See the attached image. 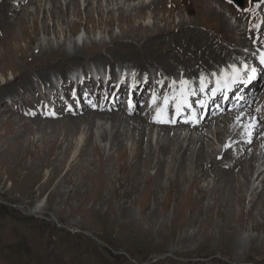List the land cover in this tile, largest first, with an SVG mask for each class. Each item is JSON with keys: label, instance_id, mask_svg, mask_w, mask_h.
Masks as SVG:
<instances>
[{"label": "rangeland", "instance_id": "374dc122", "mask_svg": "<svg viewBox=\"0 0 264 264\" xmlns=\"http://www.w3.org/2000/svg\"><path fill=\"white\" fill-rule=\"evenodd\" d=\"M263 1L243 0L242 6H238L235 1L226 0L229 4L225 5L230 6L228 9L222 0H12L13 3L9 5L10 11L14 12L9 18L13 23L11 30L8 31L0 24V56L5 53L4 59L0 60V264H264V126L260 128L256 120L264 115V96L261 94L264 84L261 83L259 75L257 89L255 87L253 90L254 100L249 104L253 113L245 114L244 122L242 119L237 120L242 134L239 133L229 143L234 152L242 153L247 169L239 165L234 169L238 180L233 181V187L229 188L230 193L223 192L222 187L218 188L223 181L219 182L214 173H203L201 165L209 164L210 160L222 154L224 148V142L216 138L219 125L213 124L214 118H211L207 125L202 126L206 156L201 159L199 166L193 164L195 153L200 147V142L196 143L195 139L189 150L191 155L186 164L187 168L182 172L187 178L183 184L180 183L181 195L178 201L175 200L176 189L167 194L168 189L163 182V187L156 191L155 186L147 191L142 182L131 193L133 198H140L135 203H123L122 198L106 200L112 194L108 176H113L112 185L115 187L116 178L120 175L118 168L132 164L137 133L128 132L127 136L124 135L123 143L118 145L117 150L111 147L109 140L101 138L104 127L109 136L111 135V121L105 123L106 119H101L93 128L91 144L90 141L88 145L84 143L86 132L82 125L79 133L70 135L65 144L51 147L49 141L63 139L61 131L53 128L35 130L31 120L25 119L27 114L34 109L54 107L57 112L68 108L70 113L78 115L85 106L75 110L70 101L61 102L58 95V102H50L48 108L46 98H43L49 89L48 83L40 82L34 72L31 74L30 89L13 90L16 88L13 81L17 74L15 70L23 65L31 67L38 64L39 66H34L36 68L44 65L45 58L37 60L43 54L41 48L60 46L62 51H70L74 42L78 41L80 44L82 41L88 43L93 40L97 45L102 41L109 43L112 36L121 37L124 31H128L131 35L126 36L125 42L130 41L135 45L141 41L136 42L133 39L144 36L143 38L150 40L151 52L154 49L155 53H163L166 57L168 54L174 55L180 60L176 70L160 71L164 91L161 93V90L158 96L161 102H165V96L168 97L165 111L170 110L175 107L179 92L175 82L166 80L184 76L183 73H177L183 66L187 71L193 72L194 66L190 63L196 62L195 55L200 52V47L216 46V54L235 47L227 42L232 37L224 36L220 18L213 12V8L224 10L231 23L238 25L234 28L242 34L239 37L243 40L250 19L261 16ZM121 6L124 11H121ZM54 7L58 9L59 16L56 18L53 16ZM122 15L125 17L121 18ZM257 25L264 26L262 18L258 19ZM157 32L161 34L160 37H153L152 34ZM246 38L241 45V58L233 62H237L236 67L242 68V60L248 62L246 57L249 56L245 48L250 47V39ZM95 51L99 50L96 48ZM99 52L108 58L114 73L117 67L131 66L128 60L113 58L108 49L101 48ZM92 54L94 53L87 55ZM138 56L141 55L136 57ZM146 65L142 70L136 67L132 70L138 73V83L139 80L150 79L151 85V79H157L159 68L155 61L147 62ZM85 66L87 71L89 66L98 67V63L81 61L72 67L65 66L61 70L51 71L50 76L60 82V79L65 80L67 73ZM102 71L109 83H112V73L103 67ZM242 71L241 69L232 82H236L238 78V84L240 81L244 82L246 78L242 77ZM208 76L192 74L185 77H203L205 80ZM148 81L144 86L139 83L134 88L132 102L127 105L132 114L149 107L147 103L154 97L153 88L148 87ZM5 82L11 84L6 86ZM88 84L80 88L79 93L85 101L93 103L94 108L103 107L106 111L120 113L125 107V95L121 91L120 97L115 95L111 99L108 93L105 94L106 84L103 83L98 88L93 87L97 84L95 82L91 87ZM169 85H173L174 89L168 90ZM69 89L71 83L68 85ZM237 89V86L234 91L227 88V98L230 96L246 100V94L244 98ZM138 98H142L140 102ZM218 98L222 96L218 95ZM41 99L43 103H39ZM216 101L217 98H208L206 109L217 107L219 99ZM30 104L36 105L33 108ZM81 104L85 102L80 101L78 106ZM236 113H239L238 110L233 115ZM154 115L157 117V113ZM260 120L264 122V118ZM8 122L13 125L7 126L5 123ZM25 123L28 130L23 128ZM101 125L102 128L99 127ZM194 127L198 126H185L179 131L185 130L183 134H186ZM221 131L224 133V128ZM152 134L149 132L147 139L150 141L154 160L146 169L143 179L146 176H155L156 169L153 164L159 159L157 136L152 138ZM222 138L223 141H229L226 133ZM251 138L248 144L252 142V145L247 152L252 156L256 155L254 157L248 156L244 151L247 148L246 143L237 144ZM171 144V148L176 149L179 142L174 140ZM93 145L97 146L98 153L93 152ZM253 145L256 148H252ZM146 146L144 144L143 147ZM65 149L69 150L65 160H55ZM175 149L174 152L169 149V152L179 156L181 152L177 154ZM252 149L255 150L253 153ZM80 151L83 152V157L76 156ZM237 157L234 156L233 160ZM167 159L168 169L164 174L169 173L173 177L176 171V167L171 165L173 154L169 153ZM87 173H93V176L85 178ZM245 176L251 178V182H247ZM99 177L102 178V183L99 182ZM239 185L241 189L237 193L234 187ZM256 186L258 187L254 189ZM124 188H119L117 193H122ZM151 191L156 193V203ZM200 191L205 196L197 201L201 196ZM211 191L214 192L212 195ZM187 192L192 197L191 201L187 198ZM167 196L169 201L164 208L161 201ZM237 198H240V202ZM253 199L256 200L253 202Z\"/></svg>", "mask_w": 264, "mask_h": 264}, {"label": "bare ground", "instance_id": "6f19581e", "mask_svg": "<svg viewBox=\"0 0 264 264\" xmlns=\"http://www.w3.org/2000/svg\"><path fill=\"white\" fill-rule=\"evenodd\" d=\"M27 1L28 0H26V2ZM76 1L77 0H71V2H76ZM222 1H224L223 5L226 8L230 9L229 8L230 6L228 7L225 5L226 3L227 4H229V3L226 2V0H222ZM11 3H13L12 0H0V24L2 26H4L8 31L11 30V27H12L11 25L13 24L9 19L14 13L13 11H10V9H9L10 8L9 5ZM220 6H222V5H220ZM56 7H57V5H56ZM56 7H54L55 10L53 11V16L55 18L58 15V9L56 10ZM261 8H262L261 16L260 17L255 16L254 18L250 19V23L247 24V28L243 34L244 35L243 40H241V38L239 37V36H242V34L240 32H236V30L234 28V27H237L238 25L234 26L231 23L230 19L224 14V10L221 11V10H217V9L213 8V12L216 15H218L220 18L219 20L221 21V30L225 31L224 36L231 35V37H232L230 40H227V42L229 43V45L232 44L235 47L233 49L227 48V51L225 50L226 52H222V54H216V51H217L216 46H210V45L205 46V47L202 46V47H200V52L195 55L196 58L194 61H196V62L190 63L191 65L194 66L193 72L187 71L186 68H184V66H183V67H180V70H178L177 73H183L184 76H190L192 74L199 75V76H203L204 74H207V76H208L213 71H217L222 66H224L226 69H230V67L234 66L237 63V62L236 63H233V62H235L241 58L240 49H242L241 45L244 44L245 40L247 39L246 37H248V39H250V43H249L250 48L251 47H259L260 49H263L264 48V26L259 27L257 25V21L259 18H262L264 21V1L261 4ZM120 9H121V11H124V8H122V6ZM253 10H255V9H253ZM123 13H125V12H123ZM89 15L90 14H88V16ZM63 16H64V14H63ZM123 17H125V16L122 15L121 18H123ZM128 20H129V18H128ZM19 23H21V20H19ZM88 31L90 32V30H88ZM129 35H131V32L129 33L128 31H124V34L121 37L112 36L109 43L102 41V42H99L98 45L93 40H90V42H88V43H86L85 41H82L80 44L77 41V42H74L72 50H70V51L69 50L62 51L60 49L61 48L60 46H58L57 48H53L52 46H48L46 48H41L43 54L39 55L37 57V60H41L42 58H45L43 60L44 65L39 67V68H36L37 66H39L38 64L34 65L36 67H34V66L27 67L28 65L27 66L23 65V67L15 70L17 74L15 76L13 75L14 79L13 78L12 79L16 84V86H15L16 88H14L13 90L14 91L15 90L22 91V90H25L26 88L30 89L32 87V85H31V82H32L31 76L32 75L31 74H32V72H34L36 74L35 76L39 77L40 82H42V83L47 82L48 83L49 89L47 90L46 94H44L43 98L44 97L46 98L45 99L47 102L46 106L49 108L50 102L51 103L58 102L57 101L58 100V94L56 92V90H57L56 86L58 87V84H59L61 86L62 90L65 92V90L66 91L68 90V85L71 83V80L68 79V74L65 76L66 81L64 79L63 80L60 79V82H59L50 76L51 71L61 70L65 66L72 67L78 63H81V61H85V62L91 61L92 64L98 63V67L92 66L90 68V66H89L90 70H92V71L97 70L99 76L102 79L106 78L104 72L102 71V67L105 68L110 74L112 73L111 78L113 79V81L111 84H113V87H116V90H118L121 88V85H120L119 80H118L120 77H123V75H125L124 78L126 79L127 77H129L132 74L138 75L137 72H133V70H132L133 67H136L137 69L142 70L147 66L146 65L147 62L151 63V62L155 61V62H157V65L159 68V73H157L158 76L156 77L157 80H156L155 88H157V92H160L164 88V86H163L164 83L162 82V79H161V73L162 72H160V71L161 70L172 71L173 69L176 70V68H178V66L180 65V60L178 58H175L174 55L171 56L170 54H168L166 57V56H163V53H155L154 49L151 52L150 44H149L150 40L147 37L143 38L144 36L143 37L139 36L137 39H133L136 42H138L139 40L141 41L135 45H133L130 41L125 42V40H127L126 36H129ZM160 35L161 34L158 32L152 34V36L155 38L160 37ZM155 41H157V40H155ZM197 41H199V40H197ZM209 41H210V39H209ZM236 44H238V46ZM96 48L99 51L101 48H105L106 50L108 49V51H111L109 53H112L113 58H115V59L118 58L120 61L128 60L130 62L131 66H127V65L122 66V67H127L126 71L124 73H122L121 71H116L114 73V71H113L114 68H113L112 64L110 62H108V58L105 55H103L101 52L95 51ZM220 48H222V46ZM91 51H93V52H91ZM89 53H94V54L87 55ZM200 53L202 56L199 57ZM261 53H263V52H261ZM138 54L141 56L136 57ZM4 55H5L4 52L1 53L0 60L4 59ZM231 63H233V64L231 65ZM85 68H86V66L84 68H82V70L86 73L89 72L88 70L86 71ZM117 68H121V67H117ZM252 70L253 69L251 67L249 70H243L242 71V73H241L242 77L246 78V79H244L243 83L241 81L239 82V84L237 83L239 78L237 79L236 82H231L230 88H235L237 86V88L242 89L244 92L247 93L246 100H242V99H238V98L229 96L228 98H225V100L219 102L217 107H215V106L209 107L208 109H206V112H205V120L198 122L197 123L198 127H194L193 130H190L186 134L185 133L183 134V132L185 130L183 132L179 131L180 128L184 129L185 125L181 124L178 119H176L175 121H172L168 117V114H169L168 111H165L164 116L161 115L158 119L152 114L153 109H155V108L161 109V107H162V105H160L161 103H159L157 100L153 101L151 103V105L149 107H147L146 109H141L136 114H132L127 109V105H125V107H123V109L120 113L115 112V111H108V110L106 111L103 107H95L94 108L93 103H91L89 101H85L84 100L85 98L83 97V95H80V101L83 100V102H85V104H81L79 106H78V104L77 105L75 104L74 108H75V110H77L80 108L82 109V106H85V109L80 110L81 112H79V113L77 112L78 115L70 113V111L68 109H61L60 112H59V110L57 112L54 110L55 109L54 107H53V109H51V108L47 109L45 106H43L46 109L45 108L39 109V110L34 109L31 112H29V114H27L28 117L26 116L25 119L28 118V120H31V123H33V125H35V128H34L35 130L41 131V129H43V128L45 130H46V128H48V129L53 128V130H55V131H57V130L61 131V134H63V139L58 140L55 138L52 140V142L49 141L51 147L59 145V144L60 145L65 144L67 138L70 135L72 136V135H75L76 133L77 134L79 133V130L82 128L81 127L82 125L84 126L83 131L86 132V136L83 139L84 143L86 145H88V142L90 141L89 143L91 144L92 139H93V132H92L93 128L98 124L97 121L101 120V119L102 120L106 119V120H104L105 123L109 120L111 121V128H110L111 135L109 136L108 132L106 131V128L104 127L103 128V134H101V138L103 140H105V139L109 140L111 147H115L117 150L119 149L118 145L123 143L122 137L124 135L127 136L128 132H131V134L137 133V137L135 138L136 140L134 143V153L132 155V164L118 168V172H120V175L116 178L117 185L115 187H114V184L112 185L113 176H110V175L108 176L107 181L111 182L109 187H111L112 194L110 197H106V200H113V199L117 200L119 198H122V199H124L123 203H126L128 201L135 203V202H138L140 200V198H137V197L133 198L131 196V193L133 191H135L137 189V187L142 182H144L147 191H150L151 186H155V191L158 189H161L163 187V184H162V182H163L167 186V189H168L167 194H169L172 189H176L177 197L175 198V200L176 201L179 200V196L181 195L180 186H181V184L184 183V181L187 178L186 174L182 175V172H184V170L187 168L186 164H187L189 155H191V153L189 152V150H191L190 147L194 144L195 139H196V143L200 142V147L195 153V156H194L195 159L193 162V164L195 166H199L201 159L202 158L204 159V157L206 156V154L204 153L205 140H204V137H202V132H203L202 126L207 125L208 124L207 122L211 118H212V120L214 118L213 124L219 125V130H216V138L218 141L224 142L223 143V145H224L223 152L221 155L210 160L209 164H207L205 166L201 165V167H202L203 173H214L218 177L219 182L223 181L221 184H219V187L217 186L218 188L222 187L223 192H229L230 193L229 188L233 187V181L238 180V177L234 173V169H236V167L238 165L240 167L245 166L247 169V166L244 163L245 161L243 162V159L241 156L242 153L240 151L234 152L230 148L229 143L232 140H234L239 133H240V135L242 134L241 128H240L241 126H240V124H238L237 120L242 119L244 122V115L249 113V112H253V108L249 107V104L254 100V99H252L253 90L257 86V84L259 83V77L257 76L256 72L253 73ZM11 74H13V72H11ZM249 75H251V76H249ZM61 77H64V75L61 74ZM180 77L181 76L175 77V78H180ZM34 81H36V80H34ZM61 81H62V83H61ZM86 81H87V84L89 83L88 85L90 87H91L90 83L95 82V81H90V79H87ZM52 82L55 85H53ZM95 83H97V82H95ZM103 83H104L103 81H99L96 85H93V87L98 88ZM10 84H11L10 82H5L6 86H9ZM108 84H109V79L107 78L106 85H108ZM145 84L146 83H144L143 86ZM149 84H150V79H149ZM233 85H235V86H233ZM144 89L146 90L147 88L145 87ZM170 89H174L173 85H169L168 90H170ZM226 89H225V91H226ZM256 89H257V87H256ZM91 90H93V89L91 88ZM217 93H219V92H217ZM228 93L229 92L226 91L227 95H228ZM261 94L264 96V90ZM215 96L216 95H214L213 97H215ZM216 98H217L216 102H218V99H221V98H218V95ZM49 99H50V101H49ZM141 99L138 98L139 102ZM258 100H260V98ZM126 102H127V99H126ZM39 103H43L42 99L39 101ZM227 103H231L233 109H229ZM36 104H38V102H36ZM36 104H30V106L33 107ZM58 104L61 105L62 103H57V105ZM14 108L16 109L17 107H14ZM218 109H222L223 111L221 113H218L217 112ZM236 110H238L239 113H236V115L235 114L233 115V112ZM260 118L263 119L264 115L263 116L260 115L259 118L257 117V125L261 128L262 126H264V122H262L260 120ZM159 119H163L166 122H158ZM149 123L152 125H150ZM5 124L7 126L13 125L12 122H8ZM156 124H158V126H156ZM41 125H44V127H41ZM174 125H176L178 127H174ZM23 126H24L23 128L28 130V127H27L28 125L26 123L23 124ZM29 126H31V125H29ZM99 127L102 128L103 126L101 125ZM155 127H157V128H155ZM154 128L156 129V131L153 130ZM222 128H224V133L227 134L229 141H223L222 135L224 133L221 131ZM149 132L153 133L151 136L152 138L154 135L157 136L156 137V139H157V153L159 155V159H158V161H155L153 164V168L156 169L155 176H153V177L152 176H146L145 179H143V177L146 174V169L148 167H150V165L153 163V160H154L152 157L153 152H152V148L150 145V141L147 139V134ZM193 134L196 136H194ZM204 136H206V134H204ZM16 139H18V138H16ZM174 140L179 142L176 149L171 148V146H170L171 143L173 144ZM250 140H252V138L251 139H244L242 142H240V143L238 142L237 144L246 143L247 148L244 151L247 152L250 149V145H252V142L250 144H248L250 142ZM148 142H149V144H148ZM144 144L147 145L145 148L143 147ZM17 146L20 147V145H17ZM255 146L253 145L252 148H256ZM169 149H170V151L172 150L173 152L175 149L177 154H179L180 152H181V154L179 156L174 155L173 152H169ZM92 150H93V152H96V153L99 152L96 145H93ZM253 150L254 149H252V151H251L252 153H253ZM68 152H69V150L65 149L62 152L61 156L59 158L56 157L55 160H59L60 162H63L65 160ZM261 152H259L260 155H261ZM169 153H172L173 157H174V159L171 161V165L173 166V168L176 167L175 176H173V177H171L169 175V173L164 174L166 172V170L168 169L167 156H169ZM247 153H248L247 154L248 156L251 155V154H249V152H247ZM76 156L83 157L84 154L82 151H80L77 153ZM234 156H238V157L235 160H233ZM254 156H256V155H254ZM254 156L251 155V157H254ZM89 162H91V161H89ZM188 165L190 166L192 164H188ZM110 169H112V168H110ZM251 171H253V168L251 169ZM108 172H111V170H108ZM260 174H258V176ZM89 176H93V173H87L85 175V178H89ZM245 179L247 180V182H251V178H248L247 176H245ZM66 180L67 179H65V181ZM99 182L100 183L103 182L101 177H99ZM126 185H127V188H124ZM241 185H239L238 187L237 186L234 187V189L236 190L235 192H237V193L240 192ZM257 187L258 186H256L254 189H256ZM119 188H124V191L120 194L117 193ZM213 193L214 192H212V191L210 192L211 195ZM145 194H146V191L144 192L143 196H145ZM187 194H188L187 198L189 197V200L191 201V199H192L191 195H189V192H187ZM200 194H201V196L197 199V201L202 200L205 196L202 191H200ZM151 195L153 197L154 202L156 203L158 200L156 193L155 192L153 193L151 191ZM168 196L165 197L161 201V204L163 205L164 208H166V206L168 204V201H169V200H167ZM237 200L240 202V198H237ZM255 200L256 199H253L252 201L254 202Z\"/></svg>", "mask_w": 264, "mask_h": 264}, {"label": "snow or ice", "instance_id": "6c2138e0", "mask_svg": "<svg viewBox=\"0 0 264 264\" xmlns=\"http://www.w3.org/2000/svg\"><path fill=\"white\" fill-rule=\"evenodd\" d=\"M230 2H231V0H230ZM261 64H264V53L261 54ZM252 71H253V73H255L256 70L253 69ZM180 83H181L182 86H184V85H186L188 82L185 81V80H181ZM204 87H205V85H204V83H203V77H201V90H202V91H203ZM167 101H168V97L165 96V104H167ZM186 103H187V101L184 100L183 104L177 106V113H179L180 108H181L182 106L186 105ZM201 106H203V105H201ZM163 112H164V109H159V108H158V109H157V117L159 118ZM158 122H166V121L163 120V119H159Z\"/></svg>", "mask_w": 264, "mask_h": 264}, {"label": "water", "instance_id": "95a60500", "mask_svg": "<svg viewBox=\"0 0 264 264\" xmlns=\"http://www.w3.org/2000/svg\"><path fill=\"white\" fill-rule=\"evenodd\" d=\"M233 1H235L238 6H242V4H243V0H233ZM95 239H97V238H95Z\"/></svg>", "mask_w": 264, "mask_h": 264}]
</instances>
